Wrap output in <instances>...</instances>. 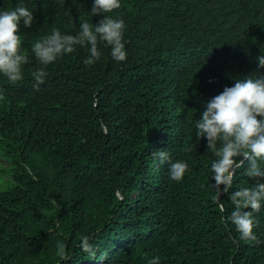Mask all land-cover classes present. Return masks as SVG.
Returning a JSON list of instances; mask_svg holds the SVG:
<instances>
[{"label": "trees", "instance_id": "16d2710c", "mask_svg": "<svg viewBox=\"0 0 264 264\" xmlns=\"http://www.w3.org/2000/svg\"><path fill=\"white\" fill-rule=\"evenodd\" d=\"M2 156L0 264H264V0H0Z\"/></svg>", "mask_w": 264, "mask_h": 264}, {"label": "rangeland", "instance_id": "374dc122", "mask_svg": "<svg viewBox=\"0 0 264 264\" xmlns=\"http://www.w3.org/2000/svg\"><path fill=\"white\" fill-rule=\"evenodd\" d=\"M0 164H1L2 166L6 167V168H9V166H10V161H9L6 157L2 156V157L0 158ZM8 178H9L8 175H4L2 179H3L4 182H7V181H8ZM0 183H1V181H0Z\"/></svg>", "mask_w": 264, "mask_h": 264}]
</instances>
